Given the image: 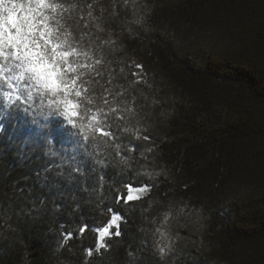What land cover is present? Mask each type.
<instances>
[{
  "label": "trees",
  "instance_id": "16d2710c",
  "mask_svg": "<svg viewBox=\"0 0 264 264\" xmlns=\"http://www.w3.org/2000/svg\"><path fill=\"white\" fill-rule=\"evenodd\" d=\"M64 2L76 6L63 21L71 38L116 41L92 89L98 103L106 89L121 92L119 107L132 110L113 121L131 159L101 144L91 150L102 163L85 155L81 175L0 118V264H84L94 232L58 249L61 224L107 217L101 204L117 207L129 171L154 187L92 264H264V0H137L118 15L112 0ZM158 245L170 246L163 257Z\"/></svg>",
  "mask_w": 264,
  "mask_h": 264
},
{
  "label": "snow or ice",
  "instance_id": "6c2138e0",
  "mask_svg": "<svg viewBox=\"0 0 264 264\" xmlns=\"http://www.w3.org/2000/svg\"><path fill=\"white\" fill-rule=\"evenodd\" d=\"M92 6L87 5L90 9ZM129 6L135 12L137 0H112V13L118 15L122 7ZM74 7L64 0H0V118L4 115L14 118L20 135L35 140L40 147L47 143V155L66 158L77 173L84 175L80 161L85 155L97 158L98 153L91 149L98 150L101 144L109 142L115 144L116 155L127 165L131 157L125 156L124 137L119 135V128L113 131V121H122V113L132 110L120 108L116 96L122 93L114 96L111 89H106L97 102L92 85L100 80L104 65L111 63L105 58L103 48L116 41L114 37L90 38L85 44L83 39L71 38V31L63 21L65 13L70 14ZM87 17L93 19V13L89 11ZM84 18L81 13L80 19ZM136 68L142 71L143 65L137 64ZM111 82L110 79L108 83ZM141 82L139 78L135 81L136 84ZM122 131L131 130L125 127ZM139 136L137 132L135 139ZM144 139L152 140V137L145 134ZM126 143L131 153L139 148L133 139ZM97 163L102 161L97 158ZM67 178L75 179L71 172ZM56 179L60 180V175ZM153 187L147 179L138 180L129 171L128 178L118 182V192L112 196L117 207L102 203L101 207L106 208L109 215L99 223L74 222L70 230L62 223L57 248L69 247L77 236L82 241L91 230L94 235L83 254L84 264H92L94 255L102 256L110 250L109 241L123 236L121 225L127 222L125 209L133 206L134 201L142 200ZM168 216L166 212L165 221ZM157 232L162 238L167 237L160 228ZM168 247L158 245L161 257Z\"/></svg>",
  "mask_w": 264,
  "mask_h": 264
}]
</instances>
